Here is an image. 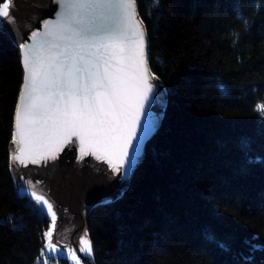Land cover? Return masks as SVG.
<instances>
[{
	"label": "trees",
	"instance_id": "trees-1",
	"mask_svg": "<svg viewBox=\"0 0 264 264\" xmlns=\"http://www.w3.org/2000/svg\"><path fill=\"white\" fill-rule=\"evenodd\" d=\"M137 8L166 100L123 196L88 209V264H264V0ZM21 85L0 30V264H38L49 226L11 173Z\"/></svg>",
	"mask_w": 264,
	"mask_h": 264
},
{
	"label": "snow or ice",
	"instance_id": "snow-or-ice-1",
	"mask_svg": "<svg viewBox=\"0 0 264 264\" xmlns=\"http://www.w3.org/2000/svg\"><path fill=\"white\" fill-rule=\"evenodd\" d=\"M136 4L137 0H64L57 18L44 21L46 30L31 33L36 43L20 44L25 75L15 110L13 162L56 159L78 138L82 156L96 155L106 160L113 174L128 179L149 131L145 126L138 135L141 116L159 94L154 83L158 78L148 68L145 30L136 18ZM11 5L12 0L0 4V17H9ZM105 8L119 10L115 27L102 26L89 15ZM257 111L264 116V105H257ZM240 146L247 151L250 143L242 139ZM32 188L28 181L25 190L51 218L44 233L49 257L67 256L52 240L57 224L53 203ZM80 243L79 251L91 255L87 233ZM219 247L227 250L224 243ZM250 247L253 252L264 250L255 244ZM72 259L80 264L74 251Z\"/></svg>",
	"mask_w": 264,
	"mask_h": 264
},
{
	"label": "water",
	"instance_id": "water-1",
	"mask_svg": "<svg viewBox=\"0 0 264 264\" xmlns=\"http://www.w3.org/2000/svg\"><path fill=\"white\" fill-rule=\"evenodd\" d=\"M63 2L64 0H12L9 17H0V30L7 33L19 49L22 85L25 73L20 44L36 43V40L31 37V33L33 31L44 32L46 30L44 21L55 20ZM136 13V18L142 21L137 4ZM89 15L95 16L96 22L106 27H115L120 18V12L115 8L91 11ZM142 25L145 30L148 59V35L143 21ZM148 68L153 73L149 60ZM154 83L158 86L159 94L146 104L145 111L141 116V127L138 129V135L145 126L148 127L149 131L142 143L141 159L126 181L122 180L119 175L113 174V170L106 160L97 159V156L92 154L82 156L79 151L78 138H73V143L65 145L56 159H49L47 162L41 161L40 164L28 162L26 165H21L10 160L12 162L11 173L17 191L30 194L29 191L25 190V186L28 181H31L32 190L36 191L37 195H44L49 202L53 203V210L57 213V224L52 237L53 243H56L58 249L63 248L68 252L67 256L64 255L67 258H72L74 251L80 260V264H86L83 261V257L86 258V256L79 249L82 246L81 238L84 237L85 233H87L88 239L87 210L96 203L112 201L125 191L136 167L144 156L147 141L160 125L166 94L159 79ZM22 85L18 93L17 103ZM10 148L12 156L14 148L12 139ZM46 244L47 241L43 244L44 251L49 254V250L45 248ZM89 256L93 258V252ZM73 262L76 264V261L73 260Z\"/></svg>",
	"mask_w": 264,
	"mask_h": 264
},
{
	"label": "rangeland",
	"instance_id": "rangeland-1",
	"mask_svg": "<svg viewBox=\"0 0 264 264\" xmlns=\"http://www.w3.org/2000/svg\"><path fill=\"white\" fill-rule=\"evenodd\" d=\"M2 3H4V1H2ZM1 3V4H2ZM29 196H31L29 194ZM31 200H32V204H33V207L39 212V214H46V212L44 210L41 209V207L35 202L34 198L31 196L30 197ZM47 217L49 218V226L48 228L46 229V231L49 230L50 228V225H51V218L50 216L47 215ZM45 231V232H46ZM87 231L89 232V227H88V210H87ZM46 241H47V238L45 237ZM88 239L90 240L89 238V234H88ZM45 241V242H46ZM43 253V255H42ZM90 256H87L86 258L83 257V261L88 264L90 262ZM69 259V263L66 262V260ZM89 261V262H88ZM38 264H74L73 262V259L72 258H67L65 257L64 255H57V254H52V258L49 257V254L45 253L44 251V247L42 248V252H41V258L39 260V263Z\"/></svg>",
	"mask_w": 264,
	"mask_h": 264
},
{
	"label": "flooded vegetation",
	"instance_id": "flooded-vegetation-1",
	"mask_svg": "<svg viewBox=\"0 0 264 264\" xmlns=\"http://www.w3.org/2000/svg\"><path fill=\"white\" fill-rule=\"evenodd\" d=\"M69 261H70L69 259L66 260V262H68V263H69Z\"/></svg>",
	"mask_w": 264,
	"mask_h": 264
}]
</instances>
